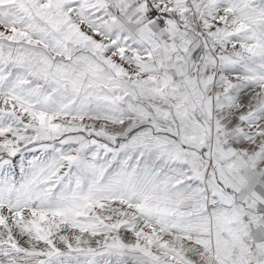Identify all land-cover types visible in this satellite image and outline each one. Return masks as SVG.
Here are the masks:
<instances>
[{
  "label": "snow or ice",
  "instance_id": "obj_1",
  "mask_svg": "<svg viewBox=\"0 0 264 264\" xmlns=\"http://www.w3.org/2000/svg\"><path fill=\"white\" fill-rule=\"evenodd\" d=\"M0 264H264V0H0Z\"/></svg>",
  "mask_w": 264,
  "mask_h": 264
}]
</instances>
